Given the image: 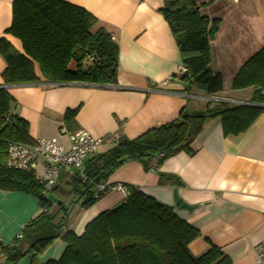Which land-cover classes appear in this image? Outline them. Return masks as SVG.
I'll return each mask as SVG.
<instances>
[{
  "label": "crops",
  "instance_id": "1",
  "mask_svg": "<svg viewBox=\"0 0 264 264\" xmlns=\"http://www.w3.org/2000/svg\"><path fill=\"white\" fill-rule=\"evenodd\" d=\"M14 1L0 0V38L23 51L21 41L6 31ZM65 1L91 12L119 45L117 83L57 84L41 79L5 85L2 73L7 64L0 55V86L14 97L12 113L29 122L33 140L44 137L68 145L61 132L68 129L64 115L77 107L78 129L95 137L112 139L123 133L132 139L175 120L186 106L199 110L219 102L251 103L254 88L233 89L232 83L241 66L264 45V0H196L203 15L221 20L210 44L211 69L223 78V90L214 95L186 91L179 47L160 12L164 0ZM37 73L40 76L38 69ZM111 139L101 151L112 145ZM159 170L178 176L183 185H160L157 172L146 171L139 161L123 164L108 180L138 186L197 228L199 235L189 244L193 256L215 245L232 264H254L255 247L264 239V112L238 135H224L220 117L207 119L190 151L168 157ZM72 173L61 172L57 185L69 190L66 181ZM124 199L121 192L110 191L88 208L75 203L65 227L80 235L94 217ZM179 199L187 206L181 201L177 205ZM42 211L34 195L0 189V241L13 242ZM65 248L63 239H55L37 256L39 263L60 258Z\"/></svg>",
  "mask_w": 264,
  "mask_h": 264
},
{
  "label": "trees",
  "instance_id": "2",
  "mask_svg": "<svg viewBox=\"0 0 264 264\" xmlns=\"http://www.w3.org/2000/svg\"><path fill=\"white\" fill-rule=\"evenodd\" d=\"M200 6L196 0H164L160 12L170 25L186 68L181 75L186 91L199 89L214 95L223 90V78L211 69L210 44L221 20L203 15ZM6 31L21 41L23 51L0 38V55L7 64L2 73L5 85L41 79L57 84L117 83L119 45L82 6L65 0H15L12 23ZM249 87L254 88L251 103L219 102L199 110L186 106L175 120L136 138L123 133L112 139L106 137L112 145L86 160L87 180L73 172L66 181L69 190L57 185L45 196L34 171L11 168L6 163L9 143L34 140L29 134V122L12 113L14 97L6 86H0V189L32 194L43 208L25 226L21 238L0 243L1 264H18L24 257H30L29 264H35L37 256L59 237L66 243L63 254L40 264H232L231 258L215 245L199 257L193 256L189 244L198 237V229L173 207L135 185L124 184L128 191L125 199L99 213L80 235L64 230V218L53 223L49 209L54 202L63 208L67 203L66 212L78 202L82 208L90 207L105 195L94 196L97 183L108 180L130 161L141 162L146 171H156L160 185H183L178 176L161 172L159 167L179 151H190L191 142L202 132L207 119L220 117L224 135H238L264 112V45L233 79V89ZM78 111L79 107L65 112L64 122L70 131L78 129ZM27 237L31 241L20 246L19 242Z\"/></svg>",
  "mask_w": 264,
  "mask_h": 264
},
{
  "label": "built area",
  "instance_id": "3",
  "mask_svg": "<svg viewBox=\"0 0 264 264\" xmlns=\"http://www.w3.org/2000/svg\"><path fill=\"white\" fill-rule=\"evenodd\" d=\"M185 71L183 66L182 73ZM61 132L67 136L68 145L44 137L36 138L32 143L11 142L8 145L7 165L23 171H34L37 180L44 186L45 196L51 194L52 189L57 186L61 172H76L83 180H87L86 160L107 146L110 139L95 137L85 129L70 131L63 127ZM38 165L41 166V172L37 171ZM110 191L121 192L125 197L128 195L123 183L106 180L97 183L94 196ZM63 228L66 230L65 226ZM21 237L22 232L16 236ZM254 264H264V239L255 247Z\"/></svg>",
  "mask_w": 264,
  "mask_h": 264
},
{
  "label": "rangeland",
  "instance_id": "4",
  "mask_svg": "<svg viewBox=\"0 0 264 264\" xmlns=\"http://www.w3.org/2000/svg\"><path fill=\"white\" fill-rule=\"evenodd\" d=\"M66 189H68V187ZM66 204L64 205L65 208H63L62 206L57 205V203L54 202L53 205L50 207L49 212L51 213V217H52L51 219H52L53 223H58L62 218H64L66 223H67V225L69 224V220H68L69 219V214H70L71 208L73 206H75V204L70 208V210L68 212H66V207H67ZM76 206L78 208V204ZM56 229H57L56 227H53V230H56ZM29 238H31V237H27L24 240L20 241L19 245L20 246L26 245L29 241H31V239H29ZM29 263H30V257H24V258L21 259V261L18 264H29ZM35 264H40L39 261H38V258H36Z\"/></svg>",
  "mask_w": 264,
  "mask_h": 264
},
{
  "label": "water",
  "instance_id": "5",
  "mask_svg": "<svg viewBox=\"0 0 264 264\" xmlns=\"http://www.w3.org/2000/svg\"><path fill=\"white\" fill-rule=\"evenodd\" d=\"M262 105H263V104H262ZM175 196L177 197L176 192H175ZM50 197H51V198H54L53 195H51ZM180 201H181V199H179V200L177 201V205L180 203ZM59 202L61 203V201H59ZM181 203H182L183 206H187V205L184 204L182 201H181Z\"/></svg>",
  "mask_w": 264,
  "mask_h": 264
}]
</instances>
